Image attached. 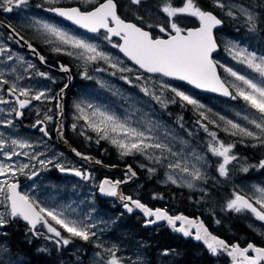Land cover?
<instances>
[{
	"label": "rangeland",
	"instance_id": "obj_1",
	"mask_svg": "<svg viewBox=\"0 0 264 264\" xmlns=\"http://www.w3.org/2000/svg\"><path fill=\"white\" fill-rule=\"evenodd\" d=\"M97 1L0 0V6L11 5V18L42 46L79 64L82 80L74 87L64 117L69 134L79 132L88 144L90 140L104 139L118 153L111 163L130 164L140 174L147 172L149 176L160 171L161 184L172 182L196 191L194 203L214 228L224 226L226 221L212 194L217 184L228 187L224 209L237 208L235 194L239 191L251 195L264 209V155L252 159V150L264 141V43L248 35L222 34L221 52L215 59L234 90L233 98L201 95L160 73L138 72L117 50L118 41L107 38L104 32L88 33L38 10L40 5L51 3L74 2L90 7ZM227 5L242 12L246 20L256 18L257 11L242 1ZM198 10L186 2L169 12L182 15ZM154 20L158 21L154 27L163 32H170L178 24L174 17L168 23L162 16L150 15L151 23L155 24ZM58 81L59 76L41 70L33 57L15 47L0 55V88L8 82L19 93L38 99L26 112L24 130L14 122L13 106L0 103V262L24 264L8 245L23 247L21 241L28 238L13 239L3 230L5 222L12 224L16 220L8 219L7 189L10 181L19 179L23 193L38 204L60 233L58 238L51 229L46 233L39 231V243L43 245L31 250L38 253L49 250L48 245L54 249L64 247L74 264L83 257L93 263L144 264L145 246L140 238L116 227L117 214L103 210L97 200V172L92 169L87 177L85 167L52 136L44 134L42 124L30 127L37 119H43L47 129L50 126L49 132L51 126L54 128ZM165 87L172 88L204 116L198 122L202 138L193 135L199 132L195 133L182 117H176V121L167 119L170 113L165 109ZM4 108L8 114L2 111ZM51 135L55 138L52 132ZM228 172L235 175L229 176ZM143 180L140 178L129 187L132 193L138 195L136 186L143 184ZM158 196L152 192L150 198ZM158 205L171 209L164 202ZM250 224L252 230L264 237V222L252 220ZM118 237L127 238L129 250L140 252H135L133 261L125 248L110 243Z\"/></svg>",
	"mask_w": 264,
	"mask_h": 264
},
{
	"label": "water",
	"instance_id": "obj_2",
	"mask_svg": "<svg viewBox=\"0 0 264 264\" xmlns=\"http://www.w3.org/2000/svg\"><path fill=\"white\" fill-rule=\"evenodd\" d=\"M43 9L83 30L89 32L103 30L108 38H118L117 49L143 71L159 72L197 90L220 96L229 97L233 93L231 85L221 74L214 58V53L220 48L216 29L223 24V19L212 9H200L196 13L197 23L195 25H188L184 28L175 25L173 31L167 35H153L148 27L139 24L134 19L122 16L118 11L116 0H99L89 8H82L78 3H57L51 6L45 5ZM3 25L12 37L18 39L26 52H31L38 62H43L42 54L36 45L30 44L13 29L12 25L7 23ZM68 66L66 64V68L69 69ZM52 68L57 67L52 66ZM68 78L70 80H67L63 89L70 84L71 73ZM61 97H59L60 101ZM27 102H29L27 99L23 100L22 104ZM58 107L60 112L57 116L56 135L64 148L79 160L85 159L108 169L117 168L129 172V176L123 180L108 175L102 177L97 189L98 195L116 199L123 203V207L130 212H141L147 218L145 223L165 221L173 232L182 233L184 236L193 234L195 239H200L206 247L214 251L224 250L231 264H259L264 260L263 245L255 244L253 241L244 245L238 241L229 243L224 236L211 231L200 215L192 216L182 212L172 214L163 206L151 207L139 197L126 193L122 187L137 176L134 167L130 164H112L94 158L89 159L88 153L71 147L61 133L63 110L60 104ZM235 199L238 204L264 217L263 210L246 193L238 192ZM8 200L11 209L20 213L31 226H34L40 217L45 219L35 202L20 191L17 180L9 185ZM177 221L179 223L176 225ZM191 228H194V232L190 231Z\"/></svg>",
	"mask_w": 264,
	"mask_h": 264
},
{
	"label": "trees",
	"instance_id": "obj_3",
	"mask_svg": "<svg viewBox=\"0 0 264 264\" xmlns=\"http://www.w3.org/2000/svg\"><path fill=\"white\" fill-rule=\"evenodd\" d=\"M116 1H117L118 11L122 16L126 18L135 19L140 24L150 28L155 34H162L164 32L162 29L160 28L157 29L154 27L155 25H157L158 21L154 20L155 24L151 23L150 15L162 16V18L165 19L168 23L171 20V18L174 17L178 19L177 23L180 25L186 26V25L195 24L197 22L195 14L183 13L181 15L178 12L175 14L169 12L170 8L179 7L185 4L186 2H189L192 3L193 6L196 7L197 9H206V8L212 9L215 12H217L220 15V17L223 19V24L216 29L217 38L220 44H221L220 36L222 34H226L229 36L248 35L252 39H258L260 40L259 42L264 43V0H116ZM228 1L229 2L242 1L245 4H248L254 9V11H257L256 18L246 20L245 15H242L243 14L242 12L227 5L229 3ZM165 8H167V11L165 10ZM22 30L25 31L23 27ZM25 34L29 40L38 43L37 47L43 49L49 48L48 46H42V44L39 45L38 40L34 39L30 34H28V32L25 31ZM220 52H221V48L216 53V55H218ZM52 56L54 57L53 54ZM66 59H68L73 65H76V62L72 58L66 56ZM56 62L57 61L55 59L54 63ZM139 71L142 70H138V72ZM144 73H148V72H144ZM81 80L82 78L80 77L76 84L79 85L78 83ZM89 81H91V79H89ZM178 83L185 85L181 82ZM196 91L201 95L204 94L210 95L208 92H203L198 90ZM162 93L163 96H166L168 99V103L165 106V109L170 114L167 117V119L169 121H176V117L179 118L182 117V119H184L188 124L191 125V129H193L195 133L196 131L199 132V134H193V135L195 136L198 135L196 136L197 138L200 137L202 138L203 132L199 127L198 122L204 119V116H202L200 112L196 110L188 101H185L180 96H178V94L172 88L165 87L163 88ZM198 116L200 119H198ZM204 124L208 125V123H204ZM224 134H226V132H224ZM68 137L72 145L76 148L86 151L87 150L86 146L92 147L94 149L93 150L94 153L92 154H95L96 158L98 159H102L107 162H112L116 160V156L118 155V153L116 152L115 148H113V146L110 145L108 142H105L104 139L90 140V144H88V142H86L83 136L79 132L76 133V131L74 136L70 135ZM255 147L256 149L260 147H264V141L263 143L260 142ZM257 157L260 158L259 156ZM111 172L113 173L114 170ZM241 174L244 175V173ZM228 175L232 176L235 175V173L228 172ZM160 177H161L160 171L152 176H149L147 172H145L144 174H140L138 172V176L130 184L126 185V190L131 192L132 190L129 189V187L133 186L134 183H137V181L140 178L141 179L144 178L143 184L136 186L138 192L137 196L141 198L143 201L151 205L152 202L155 204H162V202H164L167 204L169 208L173 209L174 211L178 210V211L193 213L195 211L194 202L196 199L197 192L191 191L187 189L185 186L175 185L172 182H169L168 184H161L159 182ZM227 189L228 187L224 183L217 184V187L213 188L212 194L217 201V205L215 206L217 207L218 211L222 213L223 217L224 218L226 217L225 219L226 223L228 221V223L230 224V228L236 231L234 237L237 238L239 234L241 235L245 233L251 234L250 229H248L245 223L240 220L241 219L240 216H243L245 214L244 209H235V208L224 209L225 200H227L226 199L227 193H225V191ZM152 192H155V194L159 195L160 197L158 196L159 197L158 199L150 198ZM96 198L100 202V204L104 206L107 212L111 211L117 214L116 217L117 221L115 222L116 227H118L123 231H131V234L134 231L139 232L137 237L140 238L139 239L140 243L142 245L144 244L145 246V252H143V257H142V262L144 264H227L226 263L227 260H225L226 261L225 263L224 261L220 262L218 257L208 254L207 251H205L204 249H200L199 252L198 250H196L197 248H193L194 244L192 242L182 239L180 235L177 234L175 235L170 232H167L168 236L166 233L164 236V234L162 233L163 231L162 226L152 228L153 236H155V238L152 241L149 240L148 231L150 230L143 223V219L139 215L140 213L139 214L138 212L132 213V212H128L127 210H124L121 207V205L117 203L114 199L102 198L99 196H96ZM202 206L203 205H201V208ZM199 213L203 214V211ZM233 216H235V218ZM237 216H239V218ZM122 222L123 225H121ZM249 222H251L250 219ZM25 234L24 237L28 238L29 234L28 233L26 235ZM9 235L12 236V238L14 237L13 239L19 238L18 234L15 232L12 234L9 233ZM106 235L107 232L105 236ZM26 242H28V240ZM110 243H113V241ZM25 245L23 244L24 247H27ZM37 245H43V244L39 243L38 241ZM30 246L31 245H29V248L28 247L27 248H28V253L31 254L32 248ZM48 246L51 247V245ZM50 247L49 250L47 251L43 249L41 250V252L38 253L35 252V254L37 253L36 255L32 253L33 254L32 258L29 256V254L26 252L24 248V251L26 252L25 256L29 258L28 262L30 264H74L73 259L68 257L64 247H61L59 249L58 248L54 249L53 247H51L52 248L51 250ZM89 247L92 248V245L89 244ZM99 248H101V246H99ZM166 249H168L169 251L168 254L165 253ZM101 251L104 252L103 249ZM136 252L140 253L138 251ZM94 253L98 256H102L97 254L96 252ZM82 255H84V250L82 251ZM83 258L84 260H80V263H75V264H104L103 261L102 263L100 262L93 263L91 259H86L85 257Z\"/></svg>",
	"mask_w": 264,
	"mask_h": 264
},
{
	"label": "flooded vegetation",
	"instance_id": "obj_4",
	"mask_svg": "<svg viewBox=\"0 0 264 264\" xmlns=\"http://www.w3.org/2000/svg\"><path fill=\"white\" fill-rule=\"evenodd\" d=\"M42 7L39 6L38 7V10L41 11ZM13 9H11V5H5L4 7L3 6H0V55H2V52L4 50H9L11 49V47H15L16 50H19V51H22V52H26L24 50V48H22V46L20 45V42L18 41L17 38H14L10 35L9 31L4 27V23H7V24H10L12 25L13 29L18 33L20 34L21 36H23L25 39L28 40V42L30 44H33V45H38L37 42H32L31 40H29L27 37H26V34H25V31L22 30V26L16 22L14 19L11 18L12 15H14V12H12ZM48 16L52 17V15H49L47 13ZM41 43H39L40 45ZM40 51V53L42 54V58H43V62H40V63H37L38 67L41 69V70H44V71H49V74H55L57 76L60 77V80L61 81H58L56 82V84L58 85V90L56 92V97H55V107H56V113H55V118L58 116L59 114V107L58 105L60 104L62 106V120H61V133L63 135L64 138H66L70 143L71 141L69 140V137L70 134H69V130H66V128L64 127V117L65 115L67 114L68 112V108H69V101H70V96L74 90V87L76 85V83L78 82V79L80 78V66L78 65V63L76 62V65H73L68 59H66V56L64 55H61V54H53L52 50L51 49H43V48H40V47H37ZM28 53V56L30 57H33V55L29 52H26ZM52 54L54 55V57L52 56ZM33 59L35 60V58L33 57ZM56 59V63H54V60ZM66 64H68L69 66V69L66 68ZM52 66H55L57 67L56 69L52 68ZM68 70V72H66ZM69 73H71V82L70 84L66 87V89H63V87L65 86L67 80H70V78H68V75ZM68 74V75H67ZM61 97V101L59 99V97ZM28 100L29 102H27L26 104H22L23 100ZM38 99L33 97L32 94H21L18 92V90L16 88H14L13 86H11L8 82H5L2 87L0 88V103L1 104H7V105H12L13 106V115H14V122L16 123L17 125V128L18 129H21V130H24L25 127H26V112L29 110V107H33L34 106V103L37 101ZM54 101V99H53ZM2 111L6 114H8L6 112V109H2ZM52 111V110H50ZM53 112V111H52ZM42 115V114H41ZM38 120H40L39 122H37ZM42 124L41 125V128H42V131L44 132V134L46 136H52L50 138H52L53 140L55 139V141L59 144V141L57 140V135H56V127H57V118H56V123H55V126L54 128L51 126V131L49 132L48 130L50 129V126L48 127L47 129V126L46 124H44L45 122L43 121V119H37L36 122H35V125H30L31 128H35L36 125L38 124ZM51 132L52 134L55 135V138H53V135H51ZM72 144V143H71ZM60 145V144H59ZM62 147V146H61ZM63 148V147H62ZM87 148V152L91 155H93L95 158H96V155L95 154H92L94 153L93 152V148L90 147V146H86ZM64 149V148H63ZM79 149V148H78ZM65 151H67L66 149H64ZM82 150V149H80ZM84 151V150H82ZM69 153V151L67 152ZM70 154V153H69ZM252 154H253V158H255L256 156H261V155H264V147H260L258 149H253L252 150ZM72 155V154H70ZM98 159V158H96ZM100 161H104L102 159H98ZM106 162V161H104ZM108 163H111V162H108ZM81 165H83L85 167V173L89 176L90 174V171L92 169H97L98 171V174L101 176V178L105 175V174H108L112 177H120V178H124L126 176L125 172H123L122 170H118L116 168H113L114 172H106L104 171L105 168L102 167L101 165H94L88 161H83V163H80ZM104 169V170H102ZM110 171V170H108ZM80 173V171H79ZM19 180V179H18ZM20 183H21V180H19ZM22 185V183L20 184ZM126 188V186H124ZM22 190V188H21ZM7 192H8V189H7ZM158 204H154V206H156ZM195 205V211L193 213H189V212H185L183 211V213H186L188 215H192V216H198L200 215L201 217H203V219L205 220V222L208 224L209 228L211 231L219 234V235H222L224 236L227 241L229 243H233L234 241H238L241 245H244L246 243H248L249 241H253L255 244H259V245H263L264 246V237H263V234H258V232L256 230H252L250 228L251 224L249 222V219L252 221V220H257L258 222H264V217H259L255 212H252L250 210H247V208L245 207H240V206H237V209H246L244 210V215L245 217L243 216H240L241 217V221L245 223V225L248 227V229H250L251 231V234H239L236 237H234V234L236 231H234V229H231L230 228V224L226 223L225 222V225L224 226H220V227H216L214 228V226L210 223V221L208 220V217L205 216V215H202L201 213L199 212H202L199 207L197 206L198 204H194ZM165 207V206H163ZM166 208V207H165ZM201 208V206H200ZM167 209V208H166ZM263 209V208H262ZM170 213L172 214H176L180 211H174L173 209H168ZM216 210V208H215ZM264 210V209H263ZM9 217L8 219H16L12 224L10 221L8 222H5L4 225H3V230L5 231H8L10 234L12 233H17L19 238H21V236L24 237V234L28 233L29 236H28V242H23L21 241V244L23 246V244L25 246H27L29 248V245H32L30 246L31 248L35 249L37 246V242L39 241L38 237H39V231L40 233H46L47 230L51 229L53 231V233L59 238L60 236V233H59V229L57 226H55L52 221L50 219H48L47 215H46V219H42L40 218L34 226H31L29 222H27L25 220V218L20 215L19 213L17 212H14L12 209H11V206L9 205ZM217 212V211H215ZM45 213V212H44ZM134 213V212H132ZM139 214V213H138ZM140 217L143 219V223L145 224V221L147 220V218L143 217L144 215H141L139 214ZM235 218V216H233ZM239 218V216H237ZM149 218H152V217H149ZM226 219V217L224 218ZM179 223V221H177L175 224L177 225ZM123 225V222L122 224ZM150 231H148V239L149 240H153L155 238V236H153V230L152 228L153 227H159V226H162V233L164 234L165 236V233L167 234L168 236V233L167 232H170L172 234H177V235H180V237L184 240H188L190 242H192L194 245H193V248H197L196 250H200V249H204L205 251H207L208 254H211V255H214L216 257H218L219 261H224V263L226 262L225 260H227V264H231V260L227 257L226 253L224 250L222 249H217V251H214L213 249L211 248H208L205 246V244L200 240V239H195L194 235L193 234H189L188 236H184V234H179V233H176V232H173L170 228L169 225L166 224L165 221L163 222H160V223H154V222H148L145 224ZM11 227L13 228V230L11 229ZM234 227H237V226H234ZM191 232H194V228H191L190 229ZM225 232V233H224ZM138 233L137 231H134L132 233V235L134 236H138ZM25 234V235H26ZM128 237V236H127ZM62 241H64V239H62ZM114 244L116 245H119V247L121 246L122 248H125V252L128 253V257L131 258V260L133 261L134 260V255H135V252L134 250H129V246L126 245V241H127V238H116L114 240H112ZM19 244V242H18ZM152 245V244H151ZM8 247L13 251V255L15 256H18L20 257V259L22 260V262L24 264H30L28 262V257L25 256V253L27 252L28 253V248L27 247H20V248H14V247H11L8 245ZM26 250V252L24 251V249ZM36 250V249H35ZM200 252V251H199ZM32 253L34 255L35 254V251L32 250ZM29 254V256L32 258L33 254ZM165 253H169L168 249L165 250ZM133 257V258H132ZM260 264H264V260H262V262Z\"/></svg>",
	"mask_w": 264,
	"mask_h": 264
}]
</instances>
